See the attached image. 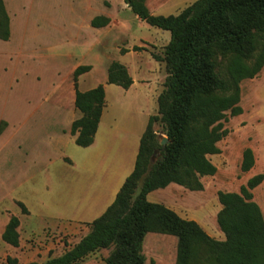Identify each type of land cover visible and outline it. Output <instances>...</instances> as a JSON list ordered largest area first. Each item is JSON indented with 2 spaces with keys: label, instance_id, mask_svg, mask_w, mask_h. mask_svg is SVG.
Instances as JSON below:
<instances>
[{
  "label": "rangeland",
  "instance_id": "rangeland-1",
  "mask_svg": "<svg viewBox=\"0 0 264 264\" xmlns=\"http://www.w3.org/2000/svg\"><path fill=\"white\" fill-rule=\"evenodd\" d=\"M197 0H146L154 16H178ZM11 36L0 40V264L8 257L22 264H44L76 246L114 201L135 162L149 119L158 115V96L167 77L163 55L171 35L142 22L124 0H3ZM96 17L110 19L94 28ZM134 47L145 49L135 52ZM128 53L122 55V50ZM219 62L225 58L218 55ZM112 62L124 65L134 83L129 90L107 83ZM91 66L78 79V90L104 86L106 107L94 147L81 148L71 126L82 117L75 107L74 71ZM242 114L227 115L228 135L220 153L209 156L217 168L210 177L196 176L195 188L170 184L147 196L181 218L197 222L218 242L225 235L217 224L222 209L218 194L240 193L258 175L252 191L264 212V68L240 84ZM157 141L167 140L162 123L153 125ZM250 150L254 166L242 172ZM160 158L157 150L152 164ZM131 166V167H130ZM130 167V169H129ZM23 203L28 213L20 207ZM20 220L18 247L2 235L10 219ZM178 239L148 233L142 243L144 264H177ZM116 247L100 250L79 264H108Z\"/></svg>",
  "mask_w": 264,
  "mask_h": 264
},
{
  "label": "trees",
  "instance_id": "trees-1",
  "mask_svg": "<svg viewBox=\"0 0 264 264\" xmlns=\"http://www.w3.org/2000/svg\"><path fill=\"white\" fill-rule=\"evenodd\" d=\"M131 11L150 27L169 32L164 54L151 53L165 63L167 77L158 96V115L149 119L140 140L135 168L125 180L114 202L92 223L91 231L62 256L44 264H79L88 256L116 247L108 264H144L143 239L148 233L169 234L178 239L177 264H264V212L253 202L252 191L263 181L258 175L240 193L218 194L222 209L217 224L225 241L211 238L195 221L181 218L147 196L170 184L193 190L196 176L212 177L217 168L209 156L220 153L218 143L228 135L227 115L242 114L240 84L255 78L264 68V0H197L178 16H154L146 0H124ZM110 19L96 17L94 28L108 26ZM11 36L10 18L0 0V40ZM133 51H145L134 47ZM128 53L122 50V55ZM225 58L219 62L218 55ZM91 66H80L73 74L75 107L82 117L72 123L71 135L82 148L94 142L106 107L102 85L78 90L80 76ZM107 83L129 90L134 81L119 62L108 68ZM163 124L171 141L162 146L153 125ZM6 124H0V135ZM159 150L160 158L151 162ZM254 166L250 150L243 155L242 172ZM24 213L26 206L20 203ZM20 220L13 216L2 235L4 242L18 247ZM5 264H22L8 257ZM33 264V263H30Z\"/></svg>",
  "mask_w": 264,
  "mask_h": 264
},
{
  "label": "crops",
  "instance_id": "crops-1",
  "mask_svg": "<svg viewBox=\"0 0 264 264\" xmlns=\"http://www.w3.org/2000/svg\"><path fill=\"white\" fill-rule=\"evenodd\" d=\"M101 125H102V118H101V121H100V123H99V127H98V130H97V133H96V135H95V138H94V142H93V144L91 145V146H89V147H87V148H90V147H94L95 146V144L97 143V137H98V134H99V132H100V128H101ZM146 130V129H145ZM145 132V131H144ZM144 134V133H143ZM143 134H142V136H143ZM142 136H141V138H142ZM70 137H74V136H70ZM141 138H140V140H141ZM75 139H76V137H75ZM139 146H140V142H139ZM139 146H138V151H137V149H136V152H135V162H134V165L132 166V168H131V172H130V174L133 172V170H134V168H135V163H136V159H137V155H138V152H139ZM79 147V146H78ZM82 148V147H81ZM87 148H85V149H87ZM131 167V166H130ZM130 167H129V169H130ZM130 174H129V176H130ZM128 176V177H129ZM127 177V178H128ZM124 184V183H123ZM122 184V185H123ZM122 187V186H121ZM121 187H120V189H121ZM120 189L118 190V192L120 191ZM118 192H117V194H118ZM154 192H156V191H154ZM154 192H152V193H154ZM152 193H150V194H152ZM116 194V195H117ZM149 194V195H150ZM116 195L114 196V200H115V198H116ZM114 202V201H113ZM112 202V203H113ZM106 211V210H105Z\"/></svg>",
  "mask_w": 264,
  "mask_h": 264
},
{
  "label": "water",
  "instance_id": "water-1",
  "mask_svg": "<svg viewBox=\"0 0 264 264\" xmlns=\"http://www.w3.org/2000/svg\"><path fill=\"white\" fill-rule=\"evenodd\" d=\"M166 144H167V140H164V141L161 143L162 146H166Z\"/></svg>",
  "mask_w": 264,
  "mask_h": 264
}]
</instances>
